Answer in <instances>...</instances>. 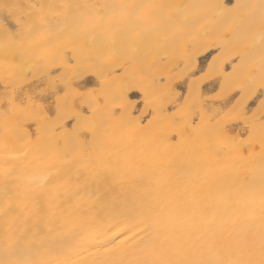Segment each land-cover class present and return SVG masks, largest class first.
I'll use <instances>...</instances> for the list:
<instances>
[{"label": "bare ground", "instance_id": "obj_1", "mask_svg": "<svg viewBox=\"0 0 264 264\" xmlns=\"http://www.w3.org/2000/svg\"><path fill=\"white\" fill-rule=\"evenodd\" d=\"M7 2L54 7L22 40L0 12V102L6 76L35 101L0 108V262L259 264L262 0Z\"/></svg>", "mask_w": 264, "mask_h": 264}, {"label": "snow or ice", "instance_id": "obj_2", "mask_svg": "<svg viewBox=\"0 0 264 264\" xmlns=\"http://www.w3.org/2000/svg\"><path fill=\"white\" fill-rule=\"evenodd\" d=\"M228 3H231V0H228ZM54 6L52 4H45L41 2H27V3H9L7 0H4V2H0V12L5 13L6 15L3 17L2 27L4 30V34L6 38H15V39H23L25 36H29L33 33H40L43 31L45 24L47 23L48 14L50 10ZM62 8H68L69 5H62ZM241 7L239 4L232 5V8H239ZM261 14L262 18H264V0H262L261 3ZM54 15H59V13H54ZM7 54V52H6ZM71 59L69 58V61L65 62V65H62L61 67L56 68V72L60 73L55 77L54 80L50 79L47 82V89L64 91V88L70 87L72 77L75 76L77 73L73 71V68L71 66ZM54 63V62H53ZM19 65H9V68L12 67H18ZM77 62V67H78ZM262 71H264V63L261 65ZM14 75H18L14 73ZM26 78V77H25ZM59 85H63L64 88H60ZM5 94L7 96L6 102H0V108H3L6 114H12L13 112H21L23 111L24 107L26 105H33L35 103L34 98L32 96H26L24 98H21L19 95H17V87L14 84V81L9 78V76L5 77ZM11 87L12 92L11 95H8L7 89ZM39 87V86H38ZM45 89H41V93ZM69 98V93L65 92V102L67 103V100ZM60 97H57V100L59 101ZM90 103V101H89ZM145 103L147 104L148 101L146 100ZM83 107V105H81ZM89 108H84V111H90ZM81 113H75L68 121L67 123L69 125L72 124V120H76L79 118ZM149 115H152V113H149ZM151 121H149V126L151 125ZM126 126L129 128V130L132 129L134 126L133 121H127ZM249 137H251V132H249ZM174 139V137H173ZM235 142V141H233ZM241 146H243L245 143L251 144V139L249 141H240L239 142ZM261 160H262V168H261V175L259 179V183H256L255 180L250 181L247 184L241 185L240 190L236 193L237 196L243 194L245 197H247L248 202L255 204L257 202V197L259 199V205H260V211L262 215H264V139H262L261 144ZM25 155V153L20 154ZM19 158V157H18ZM241 159H246L244 152L241 153ZM3 174L5 179L9 177L11 174V168L3 169ZM128 231H131V229H128ZM124 234V230H121V235ZM125 239H128V237H125ZM113 241H108V243H112ZM124 241H121L123 243ZM262 259L259 261V264H264V245H262V251H261ZM0 264H45L43 261H2ZM92 264H95V262H92ZM163 264H168V262H163ZM230 264H255L254 261H233L230 262Z\"/></svg>", "mask_w": 264, "mask_h": 264}]
</instances>
